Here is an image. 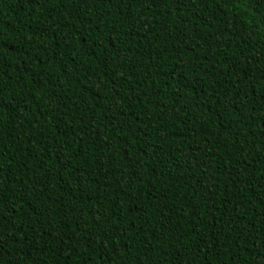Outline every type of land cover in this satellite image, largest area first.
Segmentation results:
<instances>
[{"label":"trees","instance_id":"trees-1","mask_svg":"<svg viewBox=\"0 0 264 264\" xmlns=\"http://www.w3.org/2000/svg\"><path fill=\"white\" fill-rule=\"evenodd\" d=\"M0 264H264V0H0Z\"/></svg>","mask_w":264,"mask_h":264}]
</instances>
